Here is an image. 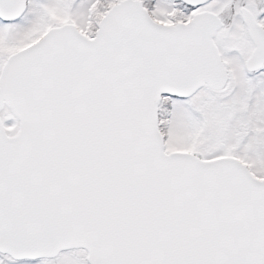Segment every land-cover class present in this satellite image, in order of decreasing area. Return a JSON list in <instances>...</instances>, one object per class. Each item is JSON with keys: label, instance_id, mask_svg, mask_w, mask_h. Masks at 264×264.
<instances>
[{"label": "snow or ice", "instance_id": "1", "mask_svg": "<svg viewBox=\"0 0 264 264\" xmlns=\"http://www.w3.org/2000/svg\"><path fill=\"white\" fill-rule=\"evenodd\" d=\"M0 264H264V0H0Z\"/></svg>", "mask_w": 264, "mask_h": 264}]
</instances>
